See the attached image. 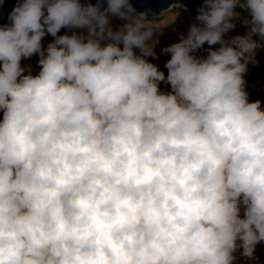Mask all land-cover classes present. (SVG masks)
Masks as SVG:
<instances>
[{
	"label": "clouds",
	"instance_id": "1",
	"mask_svg": "<svg viewBox=\"0 0 264 264\" xmlns=\"http://www.w3.org/2000/svg\"><path fill=\"white\" fill-rule=\"evenodd\" d=\"M104 4L0 24V264H264V0H203L160 54L148 10Z\"/></svg>",
	"mask_w": 264,
	"mask_h": 264
},
{
	"label": "rangeland",
	"instance_id": "2",
	"mask_svg": "<svg viewBox=\"0 0 264 264\" xmlns=\"http://www.w3.org/2000/svg\"><path fill=\"white\" fill-rule=\"evenodd\" d=\"M239 10L240 9H238V11ZM244 15L246 16L247 13L245 12ZM148 18L153 29L157 32L162 33L160 34V42L159 44H157L155 49L158 54H160L161 49L166 45L177 42L181 34H186L189 26L192 23L197 22L195 18H191L188 15L187 11L181 5L178 4L172 5L168 9L162 11L159 16L156 17L148 16ZM121 23L122 21L118 19L112 20V24L114 26H118ZM76 31H80V30H76ZM245 31L246 29L242 27L239 22H237L236 28L232 30L228 35L229 36L242 35L245 33ZM63 34H71V32L66 29L64 33H62L61 35ZM52 40H44L43 43L46 45L48 42ZM206 47L208 46L205 45V48ZM213 47H218V45ZM198 54H203V53L201 52ZM36 59H37L36 57H33L31 61H24L23 63H32L33 65H35ZM167 59H169V56L160 55L159 60L154 62L157 63L161 67V69H163V65Z\"/></svg>",
	"mask_w": 264,
	"mask_h": 264
},
{
	"label": "water",
	"instance_id": "3",
	"mask_svg": "<svg viewBox=\"0 0 264 264\" xmlns=\"http://www.w3.org/2000/svg\"><path fill=\"white\" fill-rule=\"evenodd\" d=\"M84 2V0H82ZM95 2V0H91ZM134 7L138 11L148 10V16L156 17L161 14L162 11L168 9L170 6L178 4L181 5L191 18H195L197 10L202 6L203 0H131ZM16 3V0H5L2 7H0V24L7 23L8 13L12 10ZM104 7H107L106 0ZM66 29H61L60 35L64 33ZM53 37L46 35L44 40H52Z\"/></svg>",
	"mask_w": 264,
	"mask_h": 264
},
{
	"label": "trees",
	"instance_id": "4",
	"mask_svg": "<svg viewBox=\"0 0 264 264\" xmlns=\"http://www.w3.org/2000/svg\"><path fill=\"white\" fill-rule=\"evenodd\" d=\"M257 59L259 60V67H256V68H253L250 72V75H249V81H250V84L254 83V82H258L255 84V90L253 91L252 87L249 88V91L252 92V96L251 98L254 100V99H261V96L260 94L258 93L257 91V86L259 84H262L264 85V77H263V72H264V51L261 50L259 53H258V57ZM259 251V249H258ZM261 258L264 259V252H260L259 253Z\"/></svg>",
	"mask_w": 264,
	"mask_h": 264
},
{
	"label": "built area",
	"instance_id": "5",
	"mask_svg": "<svg viewBox=\"0 0 264 264\" xmlns=\"http://www.w3.org/2000/svg\"><path fill=\"white\" fill-rule=\"evenodd\" d=\"M263 87H264V85H262V84H259V85L257 86V91H258V93H259L260 96H261V100H264V91H263Z\"/></svg>",
	"mask_w": 264,
	"mask_h": 264
},
{
	"label": "crops",
	"instance_id": "6",
	"mask_svg": "<svg viewBox=\"0 0 264 264\" xmlns=\"http://www.w3.org/2000/svg\"><path fill=\"white\" fill-rule=\"evenodd\" d=\"M263 77H264V72H263ZM263 91H264V87H263Z\"/></svg>",
	"mask_w": 264,
	"mask_h": 264
},
{
	"label": "bare ground",
	"instance_id": "7",
	"mask_svg": "<svg viewBox=\"0 0 264 264\" xmlns=\"http://www.w3.org/2000/svg\"><path fill=\"white\" fill-rule=\"evenodd\" d=\"M69 31V30H68Z\"/></svg>",
	"mask_w": 264,
	"mask_h": 264
}]
</instances>
